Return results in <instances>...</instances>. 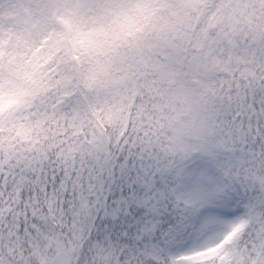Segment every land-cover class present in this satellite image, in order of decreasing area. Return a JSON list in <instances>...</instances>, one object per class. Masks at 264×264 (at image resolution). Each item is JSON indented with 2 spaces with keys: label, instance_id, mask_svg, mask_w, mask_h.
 Returning <instances> with one entry per match:
<instances>
[{
  "label": "snow or ice",
  "instance_id": "obj_1",
  "mask_svg": "<svg viewBox=\"0 0 264 264\" xmlns=\"http://www.w3.org/2000/svg\"><path fill=\"white\" fill-rule=\"evenodd\" d=\"M182 9L16 0L0 13V126L65 130L35 167L8 168L16 194L0 174V264H264V0L211 18L248 33L230 92L209 50L177 43Z\"/></svg>",
  "mask_w": 264,
  "mask_h": 264
},
{
  "label": "trees",
  "instance_id": "obj_2",
  "mask_svg": "<svg viewBox=\"0 0 264 264\" xmlns=\"http://www.w3.org/2000/svg\"><path fill=\"white\" fill-rule=\"evenodd\" d=\"M201 1L203 0H200V2L197 4L198 6L201 5ZM189 2H191V0H189ZM5 3L6 0H3L2 4ZM222 3L223 0H216L210 1L208 4L201 6L200 13H197L201 19L194 18L193 20V17H187V21L189 22V25L191 28H193V30L185 32V29H182L184 31H180L181 35L179 42H185L186 44H189V42L198 43L200 47L207 49L214 41V31L218 30L221 33H226V29L223 30L222 24H226V26H223L225 28H231L232 26H234L235 28H239L238 26L240 25L229 23V21L226 19L220 20L216 23H210L211 18L218 14L220 6L223 5ZM240 4L242 3H238V5ZM4 9L5 8H1L0 13H2ZM246 34L247 32L244 30H242L241 32L237 30L235 37L236 59H234V57H228L226 59V66L229 70L225 69L222 75L217 78L219 87L224 89L226 92H230L233 90V88L238 87L235 82V77L239 75L240 71L244 67L245 62L242 59L241 55H239V53L243 51V46L246 43ZM213 77L215 78V75ZM20 123L27 125L28 121L27 119H22L20 120ZM64 135L65 130L63 126L61 129L59 126L53 123L51 128L45 127L39 131V134H37V132L34 130L31 134L30 142V138H24L17 135L16 129L11 125L7 127L0 126V145H3L4 147V150L0 151V174H3L5 176V183L3 185L5 193L12 192L13 194H16L17 191L15 188H9V167H11L12 165H24L25 168H33L32 163H27L32 162V158L37 156V149L39 148L40 143L49 142L54 139L59 140ZM32 144L36 146H33ZM17 243H22V240L17 241Z\"/></svg>",
  "mask_w": 264,
  "mask_h": 264
},
{
  "label": "rangeland",
  "instance_id": "obj_3",
  "mask_svg": "<svg viewBox=\"0 0 264 264\" xmlns=\"http://www.w3.org/2000/svg\"><path fill=\"white\" fill-rule=\"evenodd\" d=\"M210 1H216V0H203L201 1L200 6L197 5L200 2V0H191V2H189V0H179V2L183 5V9H182V14H181V19L177 23V29H178L176 30L177 43H180L179 42L180 35H181V32L184 31L182 29H185V32L193 30V28L190 27L189 22L187 21V17L196 16V18L201 19L200 16H198V14L200 13V7L208 4ZM227 2H229V0H223L222 4H225ZM230 2L232 4L238 5V3L243 4L245 2H249V0H230ZM2 3H3V0L2 1L0 0V9L5 8L2 12L4 13L5 11L13 10L14 8L13 6L15 5L16 0H6L5 4H2ZM185 12H186V15H185ZM223 26H226V24H222V28L223 30L226 29L227 35H225V33H221L218 30L214 31L215 32L213 34L214 41L210 45V47L207 48V50H209V52L214 56V67L210 74L212 77L215 75L216 80L219 76L222 75L225 69L229 70L228 67L226 66V59L228 57H232V58L234 57V59H236L235 57L236 32L237 30H239L240 32L243 30V29H240L242 28L241 26H238L239 28H235L234 26H232L231 28L229 27L225 28ZM247 36H248V33L245 35V37ZM180 44L187 45L185 42L180 43ZM59 127L62 129V125ZM29 141L31 142V138L29 139ZM32 145L36 146L34 144ZM27 147H28V144H27ZM30 163H32L33 167H35L36 160L33 159L32 162H28L27 164H30Z\"/></svg>",
  "mask_w": 264,
  "mask_h": 264
}]
</instances>
